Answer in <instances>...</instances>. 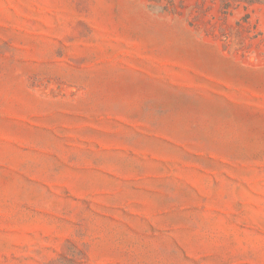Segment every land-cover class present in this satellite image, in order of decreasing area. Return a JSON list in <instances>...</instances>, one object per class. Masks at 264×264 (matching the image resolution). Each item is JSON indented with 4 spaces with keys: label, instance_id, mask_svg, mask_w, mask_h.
Masks as SVG:
<instances>
[{
    "label": "rangeland",
    "instance_id": "1",
    "mask_svg": "<svg viewBox=\"0 0 264 264\" xmlns=\"http://www.w3.org/2000/svg\"><path fill=\"white\" fill-rule=\"evenodd\" d=\"M0 264H264V0H0Z\"/></svg>",
    "mask_w": 264,
    "mask_h": 264
}]
</instances>
